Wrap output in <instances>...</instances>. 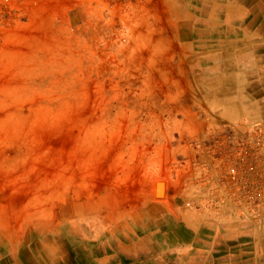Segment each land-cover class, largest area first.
I'll use <instances>...</instances> for the list:
<instances>
[{
	"label": "rangeland",
	"instance_id": "obj_1",
	"mask_svg": "<svg viewBox=\"0 0 264 264\" xmlns=\"http://www.w3.org/2000/svg\"><path fill=\"white\" fill-rule=\"evenodd\" d=\"M105 2L110 6L128 4L129 11L139 5L147 16L146 23L127 36L112 37L132 46L131 63L112 60L99 67L101 78L108 77L104 79L105 91L111 89L116 97L124 95L130 100L137 91L151 92L152 103L137 117L143 127L131 133V147L121 151L120 145H115L97 165L95 175L89 180L84 177V187L90 185L89 189H81L78 197L70 189L63 201L46 205L53 211L50 222L22 226L21 222L10 221L7 230L0 228V264H178L171 254L158 252L147 238L139 237L156 228L148 214L149 207H141L139 202L162 197L166 189L167 195L187 207L207 201L225 205L227 219H232L231 215L238 217L243 242L253 247L251 232L255 233L257 223L264 225V205L258 210L240 206L217 182L235 135L254 129L264 132L262 104H250L248 92L237 95L230 90L236 82L250 81L249 63L227 58L226 71L232 75L239 67L238 72L243 74L236 82L233 77L190 76L197 66L201 68L199 64L207 50L202 43L209 37L201 32L202 24L210 21L208 11L199 5L204 3L211 11L218 9L210 5L212 0ZM30 20V0H0V45L10 41V47L27 53L29 50L23 47L25 38L41 35L33 31ZM82 20L83 17L76 20L74 25ZM119 21L117 16L114 31L121 28ZM242 24V31L249 34ZM230 25L226 24L233 28ZM252 26L258 28L259 24ZM233 37V33H227V39ZM233 47L227 46V50ZM108 51L103 48L98 53L102 61ZM146 69L149 80L143 75ZM14 81L15 73L0 60V88ZM89 91L90 101L94 100L95 82L89 83ZM75 135L72 131L52 140V148L66 152ZM14 154L15 150H9V155ZM37 168L41 179H50L57 172V168L45 164ZM81 177L76 170L74 182L80 183ZM160 180L165 189L158 196L154 193ZM38 182L33 174L25 188L8 199L13 190L0 178V203L22 208Z\"/></svg>",
	"mask_w": 264,
	"mask_h": 264
},
{
	"label": "clouds",
	"instance_id": "obj_2",
	"mask_svg": "<svg viewBox=\"0 0 264 264\" xmlns=\"http://www.w3.org/2000/svg\"><path fill=\"white\" fill-rule=\"evenodd\" d=\"M30 12L29 23L41 35L25 38L23 47L29 51L10 47V41L0 45V60L15 73L14 83L0 88V178L13 190L8 199L22 191L33 174L39 182L22 208L0 203L4 230L10 221L22 226L50 222L53 211L46 205L63 201L70 189L77 197L81 189H89L84 177L95 175L97 165L115 145L121 151L131 147V133L143 127L137 117L152 103L148 89L133 93L130 100L116 97L111 89L105 91L108 77L101 78L99 71L106 61L134 59L132 46L112 37L127 36L146 23L141 6L129 11L128 4L110 6L105 0H30ZM117 16L118 32L113 30ZM103 48H109L104 61L98 55ZM143 75L149 80L148 69ZM90 82H95L91 101ZM72 131L76 135L66 152L52 148V140ZM9 150L15 154L9 155ZM39 164L57 168L56 174L41 179ZM76 170L82 173L78 184L73 179Z\"/></svg>",
	"mask_w": 264,
	"mask_h": 264
},
{
	"label": "crops",
	"instance_id": "obj_3",
	"mask_svg": "<svg viewBox=\"0 0 264 264\" xmlns=\"http://www.w3.org/2000/svg\"><path fill=\"white\" fill-rule=\"evenodd\" d=\"M212 3L210 5L218 10L207 8L210 21L202 24V34L209 37L202 43L207 50L199 64L201 70L197 66L190 76L217 79L233 77L236 82L243 74L238 72L239 67L232 75L229 74L231 71H226L227 58L249 63L250 81L247 84L236 82L230 90L237 95L248 92L250 104L260 102L264 111V31L257 26H247L245 22L247 27H244L250 33L242 31L243 22L238 8L244 5L237 4L236 0H212ZM224 4L234 9L227 11ZM226 24H231L233 28ZM227 33H233L234 37L227 39ZM227 46L234 47L227 50ZM156 192L154 194L158 195ZM165 192L166 195L150 202L144 199L139 202V206L149 207L148 214L152 216V223L156 227L139 237L147 238L158 252L171 254L178 264H264V225H254L255 233L251 232L253 247L247 246V242L242 239V225L238 217L231 215L232 219H227L225 205L207 201L187 207L184 202L180 203L167 195V189Z\"/></svg>",
	"mask_w": 264,
	"mask_h": 264
},
{
	"label": "built area",
	"instance_id": "obj_4",
	"mask_svg": "<svg viewBox=\"0 0 264 264\" xmlns=\"http://www.w3.org/2000/svg\"><path fill=\"white\" fill-rule=\"evenodd\" d=\"M217 182L240 206L258 210L264 205V132L261 129L235 135Z\"/></svg>",
	"mask_w": 264,
	"mask_h": 264
},
{
	"label": "bare ground",
	"instance_id": "obj_5",
	"mask_svg": "<svg viewBox=\"0 0 264 264\" xmlns=\"http://www.w3.org/2000/svg\"><path fill=\"white\" fill-rule=\"evenodd\" d=\"M236 2L237 4H243L244 6L242 7L246 8V9L245 8L243 9L242 7L241 9L238 8V10L240 11L239 17L241 18V22H245L246 24L249 25L259 24L258 27L261 28L262 31H264V0H236ZM199 6L201 7L200 9H205L207 11V6L204 3H202ZM224 7L227 11L234 9V7L231 8L226 4H224ZM190 21L193 22L194 20L190 18ZM203 24H206V22ZM164 189H165V184L160 180V182H158V191L156 193H158V195H162L164 193Z\"/></svg>",
	"mask_w": 264,
	"mask_h": 264
}]
</instances>
